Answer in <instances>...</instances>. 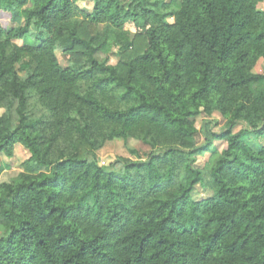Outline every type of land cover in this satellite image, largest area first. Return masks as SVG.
I'll return each instance as SVG.
<instances>
[{"label":"trees","instance_id":"1","mask_svg":"<svg viewBox=\"0 0 264 264\" xmlns=\"http://www.w3.org/2000/svg\"><path fill=\"white\" fill-rule=\"evenodd\" d=\"M263 2L0 0V156L29 153L0 183V264H264V146L234 133L264 136ZM117 139L150 152L108 170Z\"/></svg>","mask_w":264,"mask_h":264},{"label":"rangeland","instance_id":"2","mask_svg":"<svg viewBox=\"0 0 264 264\" xmlns=\"http://www.w3.org/2000/svg\"><path fill=\"white\" fill-rule=\"evenodd\" d=\"M169 1V0H165ZM77 6L84 12L90 13L93 6V0H77ZM261 9H264V2L260 5ZM172 22L171 19L168 20ZM0 25L6 28H10L11 24L8 16L4 14H0ZM101 28V27H100ZM132 30V29H131ZM28 43L33 44V37L28 38ZM56 58L58 59L59 64L64 68L67 67L68 62L66 58L61 54L59 50H55ZM118 50L114 47H111L110 53L108 55V61L110 65H115L118 61ZM254 73H263L264 72V59H261L256 67L253 70ZM3 113V110H0V115ZM38 116L39 113H36ZM13 118V124H15L16 118ZM209 119H204L202 116L196 118V128L200 130V133L196 137V144L201 146L203 144V132L207 131L208 128L211 132L218 133L222 130L224 125V120L220 117L218 113H214L212 116V121L210 120V124H207ZM242 131L243 136L242 139L254 150H257L264 146V136L259 138L258 140L254 139V136L251 132H249L246 126L242 123L238 124L234 129V133ZM226 144L221 141L212 142L211 149L209 152L199 155L196 157V161L194 164L195 168L204 169L207 166V163L210 159L213 158L215 152L220 153ZM130 150L134 151L135 154L131 153ZM150 150L147 146H144L138 141L128 140L127 142H123L120 139L113 140L111 142L106 143L102 149L97 152L99 158V165L119 173L122 169V164L120 162L121 159H128L132 161H136L137 158L144 159L149 154ZM138 154V155H137ZM29 158V153L27 150L22 148L19 145L15 146L13 156L11 158H5L0 156V183L9 182L14 179L22 170V164ZM206 181V179H205ZM212 192L203 186H195L194 191L192 192V199L197 201L201 199H206L211 196Z\"/></svg>","mask_w":264,"mask_h":264}]
</instances>
